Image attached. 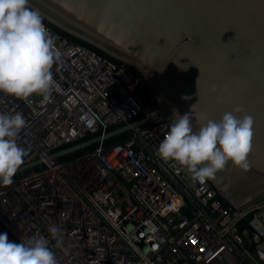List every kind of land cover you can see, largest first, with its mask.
<instances>
[{
  "label": "built area",
  "instance_id": "obj_1",
  "mask_svg": "<svg viewBox=\"0 0 264 264\" xmlns=\"http://www.w3.org/2000/svg\"><path fill=\"white\" fill-rule=\"evenodd\" d=\"M41 16L61 53L59 88L48 101L0 93V112L27 121L17 137L24 164L0 185V233L14 243L45 237L58 264H264V195L237 205L213 180L161 159L171 123L149 120L160 104L146 77ZM142 119L121 142L53 155Z\"/></svg>",
  "mask_w": 264,
  "mask_h": 264
},
{
  "label": "water",
  "instance_id": "obj_2",
  "mask_svg": "<svg viewBox=\"0 0 264 264\" xmlns=\"http://www.w3.org/2000/svg\"><path fill=\"white\" fill-rule=\"evenodd\" d=\"M30 7L137 68L160 104L149 120L166 117L172 123L175 110L189 113L197 130L241 107L243 112L233 114L254 120L250 167L245 172L229 162L212 180L237 205L264 195V0H30ZM144 122L132 121L53 155L116 140Z\"/></svg>",
  "mask_w": 264,
  "mask_h": 264
},
{
  "label": "clouds",
  "instance_id": "obj_3",
  "mask_svg": "<svg viewBox=\"0 0 264 264\" xmlns=\"http://www.w3.org/2000/svg\"><path fill=\"white\" fill-rule=\"evenodd\" d=\"M60 56L54 37L43 24L40 12L30 7V0H0V93L21 100L39 95L48 101L59 88L52 69ZM180 65L177 64L182 70L187 69ZM241 112V107H235L218 122L208 119L194 130L191 115L174 110V119L158 146L159 156L186 168L200 183L215 179L229 162L246 172L250 167L254 120L247 114H233ZM83 120L89 126L93 123L88 114ZM26 125L23 112H0V185L12 184L24 164L27 152L18 145L17 137ZM60 231L56 226L49 228L53 238H58ZM0 264H58V260L43 236L14 243L7 233H0Z\"/></svg>",
  "mask_w": 264,
  "mask_h": 264
},
{
  "label": "trees",
  "instance_id": "obj_4",
  "mask_svg": "<svg viewBox=\"0 0 264 264\" xmlns=\"http://www.w3.org/2000/svg\"><path fill=\"white\" fill-rule=\"evenodd\" d=\"M89 46L92 47V48H94V49H96L97 51H99V52H101V53H104V51H102L101 49L97 48L96 46H94V45H92V44H89ZM133 70H134V72H135L137 75H141V72H140L138 69L133 68ZM122 125H124V124H120V125L112 126V127L108 128L107 131H110V130L115 129V128H117V127H120V126H122ZM97 135H100V133L87 134V135H86L83 139H81L80 141H85V140L90 139V138H92V137H95V136H97ZM125 138H127V136H124V137L118 138V139L113 140V141H107V142H105V144H106V145H112V144H114V143L121 142V141L125 140ZM80 141H79V142H80ZM73 144H74V143H73Z\"/></svg>",
  "mask_w": 264,
  "mask_h": 264
},
{
  "label": "rangeland",
  "instance_id": "obj_5",
  "mask_svg": "<svg viewBox=\"0 0 264 264\" xmlns=\"http://www.w3.org/2000/svg\"><path fill=\"white\" fill-rule=\"evenodd\" d=\"M36 96V95H35Z\"/></svg>",
  "mask_w": 264,
  "mask_h": 264
}]
</instances>
